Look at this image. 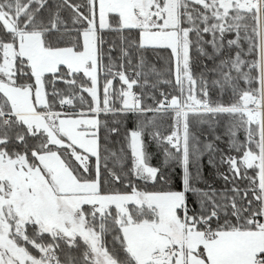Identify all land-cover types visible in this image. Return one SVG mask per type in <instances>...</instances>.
Returning a JSON list of instances; mask_svg holds the SVG:
<instances>
[{
	"label": "snow or ice",
	"instance_id": "1",
	"mask_svg": "<svg viewBox=\"0 0 264 264\" xmlns=\"http://www.w3.org/2000/svg\"><path fill=\"white\" fill-rule=\"evenodd\" d=\"M0 264H264V0H0Z\"/></svg>",
	"mask_w": 264,
	"mask_h": 264
},
{
	"label": "trees",
	"instance_id": "2",
	"mask_svg": "<svg viewBox=\"0 0 264 264\" xmlns=\"http://www.w3.org/2000/svg\"><path fill=\"white\" fill-rule=\"evenodd\" d=\"M117 147H119V146H117ZM204 163H205V172H206V174H207V172L210 171V170L207 168V157H205Z\"/></svg>",
	"mask_w": 264,
	"mask_h": 264
}]
</instances>
